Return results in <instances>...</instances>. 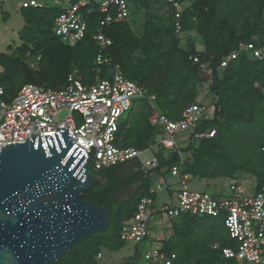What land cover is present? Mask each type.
<instances>
[{"label": "trees", "instance_id": "16d2710c", "mask_svg": "<svg viewBox=\"0 0 264 264\" xmlns=\"http://www.w3.org/2000/svg\"><path fill=\"white\" fill-rule=\"evenodd\" d=\"M133 2H141L145 10L142 31L141 28L134 31L128 21L103 29L105 37L111 40L105 50L110 66L95 64L99 46L93 37L101 15L95 11L87 15L86 7L82 8L87 22L85 36L74 43L62 42L53 34V22L60 7L21 8L31 13L27 14L29 18L19 35L20 46L0 53V64L5 69L0 74V86L4 90L3 99L8 97L6 101H10L24 84L46 86L49 83L50 88L58 89L66 84L71 74L78 75L84 84H91L98 71L100 79H107L109 75L105 71L118 65L126 79L146 89L148 94H155L157 108L172 121L178 120L182 110L196 98L200 65L206 64L211 70L210 92L216 98L212 104L214 112L210 117L205 115L196 134L214 131V135L201 139L190 137L183 149L186 158L182 163L175 152L164 157V149L159 147L156 155L159 166L147 174L140 170L138 162L135 169L123 164L95 172L90 167L93 186L81 200L97 207L105 206L111 213V223L104 232L84 238L63 254L67 259L65 264H97V254L104 244L114 251L121 249L125 243L119 239V230L123 221L133 215L137 202L124 210L116 198L118 192L142 179L146 180L144 187L148 190L149 175L163 176L165 168L179 166L181 174L199 180L229 179L234 173H247L255 179V189L264 186V100L260 87L253 89L254 83L264 82V60L239 57L218 75L222 57L236 49L238 43H247L263 35L264 0H188L179 22L182 32L193 29L203 37L202 52L196 51L192 42L188 43L187 50L178 47L179 34L175 33L172 15L157 18V14L148 11V1ZM137 51L141 55H137ZM194 57L198 58L197 63L193 62ZM139 104L142 105L140 112L144 111L133 123L136 138L129 141L123 138L125 135L121 136V132L129 130L125 123L130 119L128 113L139 107L135 104L119 125L118 147L145 150L159 133L147 122V99ZM219 218L183 215L170 219L171 234L162 241L161 251L166 255L175 253L174 264H238L233 259H224L221 251L211 246L215 243L220 248L233 246L223 219ZM218 227L226 231L225 238L220 237ZM203 230L207 232L204 234ZM145 244L146 241L134 246L140 250ZM145 251L139 255L143 260ZM132 258L126 264H134Z\"/></svg>", "mask_w": 264, "mask_h": 264}, {"label": "built area", "instance_id": "2783aa9c", "mask_svg": "<svg viewBox=\"0 0 264 264\" xmlns=\"http://www.w3.org/2000/svg\"><path fill=\"white\" fill-rule=\"evenodd\" d=\"M133 1L101 0L97 5L87 0L81 4H71L55 18L53 31L62 42L74 43L83 39L86 32L87 22L82 8H87V15L92 11L100 14L93 37L99 46L95 64L110 66L105 50L111 45V40L105 37L103 29L126 22L130 17V4ZM146 1L166 6V13L173 16L175 33L182 32L179 20L185 9L183 5L188 0ZM30 5L36 6V3H23L25 8ZM89 5H93L94 9ZM262 29L264 30V24ZM239 57L264 60V33L261 38L255 36L250 42L238 43L236 49L222 57L219 68H226ZM193 62L197 63L198 58L194 57ZM4 71V67L0 65V74ZM259 90L264 100V87ZM3 93L0 86V149L10 144H23L32 134L37 137L52 136L57 130L68 127L70 140L75 145L87 153L95 150L90 164L95 172L126 164L135 158L140 170L147 174L158 168L159 160L155 154L143 159V151L159 147L170 150L181 158L182 163L185 157L182 145L184 140H190V137L210 138L214 135V131L196 134L198 126L207 115V109L202 105H188L182 110L180 118L172 121L152 105L155 95L148 94L146 89L126 79L118 65L113 66L110 79L96 77L91 84H84L79 76L71 74L62 88L24 84L9 102L2 99ZM143 99H147L149 103L148 123L152 128H157L158 132L161 131V135H157L154 145L143 151L132 147H118L120 139L117 133L121 117L131 110L135 105L133 102ZM213 102H216V98ZM211 108V112H214V106ZM62 111L68 114L58 120L57 115ZM74 113L79 116L78 120L73 118ZM181 135L185 138H179ZM262 151L264 152V147ZM169 173L177 180V186L165 184L163 176L151 177L147 193L138 199L133 215L121 225L118 234L120 241L134 245L145 242L148 223L157 213L168 219L183 215L198 218L222 216L233 246L220 248L215 243L211 245L212 248L220 250L224 259H233L239 264H264V186L258 190L254 188L251 194L245 195L243 189L231 182L225 191L219 190L217 194H212L190 189V176L181 174L179 166H171ZM167 191L171 195L168 199H157L159 193ZM100 257L101 254L98 253L96 258ZM143 257L146 264H174L177 258L175 253L166 255L160 247L148 248Z\"/></svg>", "mask_w": 264, "mask_h": 264}, {"label": "water", "instance_id": "95a60500", "mask_svg": "<svg viewBox=\"0 0 264 264\" xmlns=\"http://www.w3.org/2000/svg\"><path fill=\"white\" fill-rule=\"evenodd\" d=\"M198 78L206 81L210 74L200 72ZM56 132L32 134L0 150V264H56L111 223L105 206L81 200L93 186L89 168L95 150L75 145L68 127ZM126 165L135 169V158ZM136 187L119 191V203Z\"/></svg>", "mask_w": 264, "mask_h": 264}, {"label": "rangeland", "instance_id": "374dc122", "mask_svg": "<svg viewBox=\"0 0 264 264\" xmlns=\"http://www.w3.org/2000/svg\"><path fill=\"white\" fill-rule=\"evenodd\" d=\"M22 1H25V0H0V53H5L9 47L14 49L17 46H20L21 40L19 37L21 36L20 35L21 31L25 27V20H28V18H29V16L27 14L31 13L30 11H26V10L21 9L20 6H21ZM38 1L42 2V4H44V5H50L51 6V5L55 4L54 0H38ZM84 1L87 2V0H58L56 5L60 8H64L67 5H69L70 3L78 2V4H81V2H84ZM190 1H194V0H190ZM91 2L93 4L99 5L101 3V0H91ZM148 2H149L148 3V11L150 12V14L154 13L155 16L157 14V16H156L157 18L163 17V19H165V17H167L166 16L167 15L166 10L168 8L166 6H164L162 3H156L155 1H148ZM130 5H131V14H130V17L128 18V23L130 24V27L134 31H136L140 28L142 31L143 30L142 27H143L144 23L146 22L145 10L143 9L144 7L141 6L142 5L141 2H132ZM183 6H186V5H183ZM90 7L92 9H94L93 5H90ZM215 17H220V16L216 15ZM228 17H231L230 14ZM229 20L230 19L228 18V21ZM35 37H36V39H38V35H36ZM178 38H179V46L178 47L182 50H187V45L189 42H192L196 51L202 52L204 50L205 44H204L203 37L198 32L194 31L193 29L181 32L178 35ZM136 54L141 55V52L137 51ZM29 66L32 67L31 64ZM34 68H32V69H34ZM200 69L202 72L209 73L210 79L206 80V81L199 80L197 82V96L193 100L192 104L196 103V104L202 105L204 109H207V117H210L213 113V112H211V110H212L211 105L213 104V100H214L213 93L210 92V88H211V84H212L211 70L209 69V66L206 64L200 65ZM224 69L225 68H219L218 69V75L219 76L223 73ZM105 72H107V76L109 75L107 79H110L112 76V69H110V70L107 69ZM96 74L99 75V71ZM262 85H264V82H261V84L259 82H256L253 84V89H255V88L257 89L258 87L261 88ZM46 86L49 87V83L46 84ZM7 99H8V97L5 98V100H7ZM133 104L139 105V107L136 109H133L131 113H128V115L130 114V119H131V117L134 118L137 116V114L144 111V110H141V112H140L139 108L142 109V105L139 104V101H135V102H133ZM152 105L153 106L156 105V102H152ZM134 106L135 105H133L132 108ZM67 114L68 113L66 111H62L57 115V119L62 120ZM128 115H126V114L123 115L120 120L124 121L128 117ZM72 116L76 120H78V118H79V116L76 113H74ZM130 119L128 118V122L125 123V126L127 125L129 130L124 132V134H122V132H121V136L125 135L123 138L128 139L129 141H131L132 139L134 140V138H136V136H135L136 132L135 131H137L136 128L134 130V124L132 123V121ZM158 135L159 136L161 135V131L158 133ZM179 138H185V136L181 135V136H179ZM157 139H158V136H154V138H153L154 142L151 145L147 146L146 148H149L150 146L154 145ZM197 139H199V138H197ZM177 140L179 141L180 139H177ZM188 142H189V140L183 141L182 145L184 146V148L188 144ZM194 143H195L194 146H197L196 141H194ZM141 150H143V149H141ZM162 152H163V150H162ZM170 153H173V152L170 150L169 151L164 150L162 155L164 157H166V156H169ZM154 154L155 155L158 154L157 148H152V151H143L141 157L143 159H148ZM163 171H164L163 172L164 182L166 180V181L172 183L174 187H176L177 186V180L174 179L170 175L169 170L165 168ZM231 182L235 183L241 189H243L245 195L251 194L253 192V189L255 188V179L247 173H234L233 177H231L229 179L219 178V179H207L206 181L205 180L199 181V179H197V178H195V179L192 178L189 180L188 186L192 190L206 191V192H209L212 194H217V192H219V190L225 191V189H227L228 185ZM141 191H143L142 188H140L139 191H137L130 200L128 199L129 201L123 200V201H126L125 203H123L124 210L129 205L136 202V199L141 194L140 193ZM161 216L162 215L159 213H157L153 216L154 220L152 222L154 223V226L161 223V218H162ZM219 219L222 220L223 217L220 216ZM206 221H207V223L209 222V220H206ZM218 229L220 232V237L225 238L226 237V231L224 230V228L218 227ZM203 231H204V234L207 232V230H203ZM104 245H102L99 249L101 257L99 259H97V261H96L97 264H126L128 259L130 257L132 258L133 256L134 257L132 258L133 259L132 262L134 264H145V261L139 255L142 252H144V250L148 249V244L143 245L142 247H140V250H138V248L136 246H134L133 243H126L121 249H119L117 251L111 250L107 245L106 246H104ZM161 245L159 247H161ZM73 256H75V255H73ZM71 258L73 259V257H71ZM64 261H67V259L63 258V256H62L61 258H59V261H57L56 264H65Z\"/></svg>", "mask_w": 264, "mask_h": 264}, {"label": "crops", "instance_id": "0c3cea01", "mask_svg": "<svg viewBox=\"0 0 264 264\" xmlns=\"http://www.w3.org/2000/svg\"><path fill=\"white\" fill-rule=\"evenodd\" d=\"M188 4L189 3H187L186 4V6H185V8L188 6ZM185 10V9H184ZM128 21V20H127ZM137 31V30H136ZM139 31V30H138ZM95 70H98V68H96ZM123 75V74H122ZM96 77H98V78H100L99 77V75H96ZM95 77V78H96ZM94 81H95V79H94ZM93 83V82H92ZM154 108L158 111V112H160V113H162L161 111H160V109L159 108H157V105H154ZM147 110H148V112H150V108H149V105H147ZM140 114V113H139ZM139 114H137V116L136 117H131V121H132V123H134L135 121H137V119H138V117H139ZM136 119V120H135ZM147 122H148V118H147ZM149 124V123H148ZM119 143H120V141H119ZM131 147V146H130ZM132 148H134V147H132ZM139 150V149H138ZM186 158V156L184 157V159ZM184 159H183V161H184ZM136 163V162H135ZM155 175V173H153V174H151V175H149V178L150 177H153ZM151 179V178H150ZM190 179H192L191 177H190ZM195 179V178H194ZM149 180V179H148ZM199 181H201V180H199ZM204 181V180H203ZM206 181V180H205ZM142 183V184H141ZM165 184H167V185H170L171 183L170 182H168V181H166L165 180ZM147 186V184H146V180L145 179H142L140 182H135V183H133V184H130L129 186H137L135 189H134V191H133V194H132V196L129 198V200L134 196V194L137 192V191H139V189L142 187L143 189V191H141L140 193V195L138 196V198L136 199V200H138L142 195H144V194H146L147 193V189H146V187H144V186ZM145 188V189H144ZM171 195H170V193H169V191H167V193H159L158 195H157V199H159L160 201H163V200H165V199H168V197H170ZM128 200V201H129ZM126 201H122L121 203H120V205H122L123 203H125ZM137 202V201H136ZM135 202V203H136ZM162 218H161V223L160 224H158V225H156V226H154V223L152 222L154 219H152L149 223H148V236H147V239H146V244H148V246L149 247H159L161 244H162V241L164 240V239H167L168 238V236H170V234H171V229H170V227H169V223H170V219H168V218H166V217H164V216H161ZM155 245V246H154ZM131 258V257H130ZM130 258L128 259V260H130Z\"/></svg>", "mask_w": 264, "mask_h": 264}, {"label": "clouds", "instance_id": "9594fccd", "mask_svg": "<svg viewBox=\"0 0 264 264\" xmlns=\"http://www.w3.org/2000/svg\"><path fill=\"white\" fill-rule=\"evenodd\" d=\"M30 1H34L35 3H36V6H33V5H30L29 7H23V3L24 2H30ZM57 1L58 0H54V5H51V6H56V7H58L57 5H56V3H57ZM75 3H78V2H75ZM71 4H74V3H70L69 5H71ZM69 5H67V6H69ZM40 6H46V7H50V5H44V4H42V2H39L38 0H25V1H22V3H21V8H24V9H27V8H39ZM66 6V7H67ZM66 7H64V8H60L61 10H60V12H59V14H61L62 12H64L65 10V8ZM58 14V15H59ZM167 14V13H166ZM54 30V22H53V29H52V31ZM53 34L55 35V33H54V31H53ZM56 36V35H55ZM57 37V36H56ZM1 65V64H0ZM32 65V64H31ZM108 66V65H107ZM115 66V65H114ZM111 69H112V67H111ZM121 72V71H120ZM202 72V71H201ZM112 74H113V69H112ZM78 76V75H77ZM133 82V81H132ZM135 83V82H134ZM3 89V88H2ZM3 92H4V90H3ZM3 95H4V93H3ZM153 95H155V94H153ZM156 97V96H155ZM2 99H3V96H2ZM4 100V99H3ZM156 100V99H155ZM6 101V100H5ZM139 101V100H138ZM141 101V100H140ZM214 101V100H213ZM7 102H9V101H7ZM155 102V101H154ZM211 106H213V105H211ZM213 115V114H212ZM1 150V149H0ZM141 151H143V150H141ZM115 167V166H114ZM111 168V167H110ZM97 259V258H96ZM99 259V258H98Z\"/></svg>", "mask_w": 264, "mask_h": 264}, {"label": "flooded vegetation", "instance_id": "af4514ba", "mask_svg": "<svg viewBox=\"0 0 264 264\" xmlns=\"http://www.w3.org/2000/svg\"><path fill=\"white\" fill-rule=\"evenodd\" d=\"M85 195V194H84Z\"/></svg>", "mask_w": 264, "mask_h": 264}]
</instances>
